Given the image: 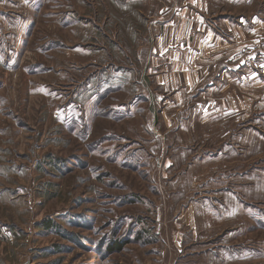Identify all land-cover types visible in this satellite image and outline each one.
<instances>
[{"label":"rangeland","instance_id":"rangeland-1","mask_svg":"<svg viewBox=\"0 0 264 264\" xmlns=\"http://www.w3.org/2000/svg\"><path fill=\"white\" fill-rule=\"evenodd\" d=\"M205 1L0 0V264H264V0Z\"/></svg>","mask_w":264,"mask_h":264},{"label":"crops","instance_id":"crops-1","mask_svg":"<svg viewBox=\"0 0 264 264\" xmlns=\"http://www.w3.org/2000/svg\"><path fill=\"white\" fill-rule=\"evenodd\" d=\"M129 1H133V2H136V1H139V0H128V2ZM143 1H147V0H143ZM206 3V1L204 0L203 2H202V0H181V3L180 4H177L176 3V5H174L176 8H180L181 10H182V12L180 11L179 12V14H181V15H184V11H187L188 10V6H195V4H198V6L200 7L199 8V14H200V10H201V7H202V4H205ZM205 6V5H204ZM175 8V9H176ZM172 9H173V7H172ZM179 9V10H180ZM206 10V9H205ZM206 12V11H205ZM178 14V15H179ZM202 14V16H206L207 14H205V13H201ZM222 17H224V16H222ZM222 21V20H221ZM225 21V20H224ZM206 37H208V38H210V36H209V34L207 33L206 34ZM220 36L219 35H216V34H214V39H215V42H214V40H213V38H212V41L215 43V44H217L213 49H211V51H213V52H217V53H220L221 55L222 54H227V53H222L223 51H231L230 50V48L231 47H229V48H227V47H218V45L221 43L220 41L218 42V38H219ZM216 49V50H215ZM238 50H236L233 54H237L238 52H237ZM230 54H231V52H230ZM224 66L223 67H220V69H225V68H227L226 67V64H223ZM193 207H195L196 208V206L194 205H190L189 206V208L190 209H193ZM189 211V210H188Z\"/></svg>","mask_w":264,"mask_h":264},{"label":"trees","instance_id":"trees-1","mask_svg":"<svg viewBox=\"0 0 264 264\" xmlns=\"http://www.w3.org/2000/svg\"><path fill=\"white\" fill-rule=\"evenodd\" d=\"M46 228H49V224L46 225ZM121 247H122L121 243H115L109 250L116 251V250H120Z\"/></svg>","mask_w":264,"mask_h":264}]
</instances>
